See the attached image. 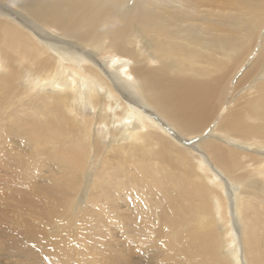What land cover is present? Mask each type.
Masks as SVG:
<instances>
[{"label":"bare ground","instance_id":"1","mask_svg":"<svg viewBox=\"0 0 264 264\" xmlns=\"http://www.w3.org/2000/svg\"><path fill=\"white\" fill-rule=\"evenodd\" d=\"M1 169L33 264H264V0H0Z\"/></svg>","mask_w":264,"mask_h":264},{"label":"rangeland","instance_id":"2","mask_svg":"<svg viewBox=\"0 0 264 264\" xmlns=\"http://www.w3.org/2000/svg\"><path fill=\"white\" fill-rule=\"evenodd\" d=\"M100 168L101 166L96 167V169H100ZM4 173L5 172H3L1 169L0 177H3ZM91 173L92 171H90V174ZM92 177H93V173L90 178ZM3 185L4 184L1 183L0 181V216L5 215L7 217H13L18 210H16L14 206L15 201H13L11 198H8V196L11 195L10 191L12 187L10 185L9 186L4 185L3 187ZM81 188L78 192V195H80V197L82 196V199H84L85 195H83L82 192L80 193ZM3 195H5L6 197ZM16 215L14 218L17 222L23 221L25 219L24 214L17 216ZM1 219L2 217H0V264H33L27 254L25 253L19 254L18 249H16L13 245V239L21 234L20 233L21 230L18 227V225H16L15 223H11L9 221H3ZM15 227H17V229ZM68 244H70L72 251L74 250L69 254L71 258L75 259V257L79 256L80 244L78 246L77 243L71 241ZM262 250H264V246H262ZM74 252H76L75 255ZM77 260L81 262V258L80 259L78 258ZM36 262H40L39 264L45 263V261L41 260V258L39 261Z\"/></svg>","mask_w":264,"mask_h":264}]
</instances>
